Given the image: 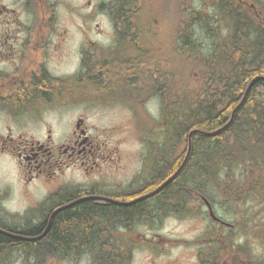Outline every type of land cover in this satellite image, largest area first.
I'll list each match as a JSON object with an SVG mask.
<instances>
[{
  "label": "trees",
  "instance_id": "obj_1",
  "mask_svg": "<svg viewBox=\"0 0 264 264\" xmlns=\"http://www.w3.org/2000/svg\"><path fill=\"white\" fill-rule=\"evenodd\" d=\"M146 2L112 0L103 5L119 37L118 50L83 51L75 76V88L81 89L75 94L103 96V88H128V96L142 90L159 99L160 132L165 136L159 155L152 158L150 181L174 173L185 156L189 132L223 126L250 81H255L226 128L211 135L192 134L185 164L170 184L154 194L156 203L122 207L129 230L143 215L155 214L160 222L166 216L192 212L196 195L212 203L221 194L230 197L236 182L240 191L251 183L254 195L264 201V16L259 26L248 7L236 0L212 4L201 0L198 8L190 7L187 0H165L170 7L154 9L153 14L149 13L153 5ZM210 8L213 15L208 14ZM212 19H222L224 25ZM163 32L171 38L169 45L157 42L165 37ZM189 71L197 72V84L188 83ZM119 209L88 202L63 209L55 214L45 236L31 241L26 251L36 264L56 254L49 250L52 247L63 256L92 247L103 264L129 261L130 248L106 245L108 222L98 217Z\"/></svg>",
  "mask_w": 264,
  "mask_h": 264
},
{
  "label": "flooded vegetation",
  "instance_id": "obj_2",
  "mask_svg": "<svg viewBox=\"0 0 264 264\" xmlns=\"http://www.w3.org/2000/svg\"><path fill=\"white\" fill-rule=\"evenodd\" d=\"M61 3L0 0V119H4L0 158L18 168L21 194L29 197V206L17 210L12 199L13 183L0 188V264H14L18 257L23 258V264H36L26 251L29 243L45 236L57 212L81 202L119 207L114 213L98 216L108 222L104 230L106 245L133 249L137 242L127 237L132 231L122 207L156 203L155 193H150L170 176L150 181L152 158L159 155L165 135L160 132V112L156 120L142 107L155 96L145 98L141 90L128 98L127 88H103L105 98L123 100L136 108L138 124L141 119L146 121L139 125L144 131L137 138L139 148L128 158L119 149L123 139L111 143L101 138L104 133L88 126L85 116L75 115V102L79 101L75 93L81 89L75 88V35L69 37V27L58 20L57 6ZM248 6L252 17L261 23L264 4L248 0ZM113 34L107 51L118 49L119 37L116 31ZM100 47L88 44L91 53ZM71 56L74 69L68 74L60 72L64 57ZM26 125H38L39 131L25 129ZM151 216L156 218L155 214ZM242 216L248 214L224 213L219 214V221H211L215 228L203 231L208 243L197 251L195 264H264V237L238 229L236 220ZM149 217L143 215L133 223L148 221ZM156 236L143 240L157 249L160 240ZM49 250L56 254L42 264H103L96 260L92 247L75 249L71 251L75 254L66 256L58 254L61 251L55 247Z\"/></svg>",
  "mask_w": 264,
  "mask_h": 264
},
{
  "label": "rangeland",
  "instance_id": "obj_3",
  "mask_svg": "<svg viewBox=\"0 0 264 264\" xmlns=\"http://www.w3.org/2000/svg\"><path fill=\"white\" fill-rule=\"evenodd\" d=\"M62 2L57 6V17L60 22L69 27V37L75 35V75L80 70L81 49L89 43H95L102 47H108L114 36L112 21L109 14L104 10L103 4L112 0H59ZM201 0H187V4L198 8ZM207 4H212L213 0H204ZM146 3H151L153 6L149 13H154V9L159 7L163 9L166 5L170 7V3L165 0H147ZM203 11L206 8L202 9ZM213 10L208 9V14L213 15ZM163 13V12H161ZM212 23L216 25H224L222 19L217 22L212 19ZM75 28V34L73 32ZM164 38L160 42L164 45H169L171 38L169 34L163 32ZM148 35V34H147ZM159 36V33L154 37ZM201 37V32H197V37ZM209 40L205 34V42ZM74 69L73 56L64 57L60 67V72L64 74L70 73ZM189 84H197V72L189 71L186 73ZM158 102L156 99H151L144 104V111L148 116L155 115L158 112ZM80 114L86 117L88 126L94 128V132L104 133L101 138H105L111 143H115L119 139H123V143L119 145L123 156L134 154L139 148L137 138L144 131L140 128V123H146L141 119L138 124V113L135 107L119 99H108L100 97V95H88L81 97L75 102V115ZM4 119H0V128L3 125ZM17 127V126H15ZM39 131L37 126H25V129L31 128ZM34 133V132H33ZM1 155V154H0ZM1 157V156H0ZM128 158V157H127ZM6 161V160H5ZM0 158V188L7 182L13 183V203L15 208L21 209L29 206V197H24L21 194L20 182L21 178L18 174V168L10 162ZM130 166V164H128ZM32 188V186H31ZM32 189H35L34 187ZM41 194V190H37ZM256 202H251L245 199L240 204L237 201H230L228 205L220 206L214 204L215 213L224 214L231 210V214H248L236 220V226L240 230H246L247 235H261L264 237V201L263 198L256 197ZM194 208L192 212L186 211L177 215H170L163 218L159 223L137 222L131 235L127 236L130 240L137 242L132 249L130 264H195L196 253L202 245L208 243L204 239V230L210 226V221L206 218H201L198 214L205 212L203 204L196 200L190 207ZM235 218V217H233ZM235 220V219H234ZM158 234L160 243L158 248H152L145 238L151 239ZM240 237L236 240H239ZM128 241V240H127ZM251 252V248L249 249ZM14 264H23V258H16Z\"/></svg>",
  "mask_w": 264,
  "mask_h": 264
},
{
  "label": "water",
  "instance_id": "obj_4",
  "mask_svg": "<svg viewBox=\"0 0 264 264\" xmlns=\"http://www.w3.org/2000/svg\"><path fill=\"white\" fill-rule=\"evenodd\" d=\"M254 81H255V79L251 80V82L248 84V86H247V88H246V90H245V93H244L242 99H241L240 102L237 104V106H235V108L232 110L231 117H230V119L228 120V122H227L225 125H223L222 127L218 128L217 130H214V131H212V132H205V131H202L204 134H206V135L215 134V133L221 131L222 129H224V128H225V127H226V126L232 121L235 112L237 111L238 107H240V105L244 102V100H245V98H246V95H247L248 91L250 90V88L252 87ZM195 131H199V130H198V129H194V130H192V131L189 132V135H188V146H187V151H186L185 157H184V159H183L181 165H180L179 168L177 169V171H176L171 177H174V176H175V175L181 170V168L183 167V165L185 164V162H186V160H187V158H188V156H189L190 149H191V136H192V134H193ZM205 202H206V204H207V206H208V208H209L210 216H211L213 219H216V217H215V215H214V213H213V210L211 209V206L209 205V203H208L206 200H205Z\"/></svg>",
  "mask_w": 264,
  "mask_h": 264
}]
</instances>
